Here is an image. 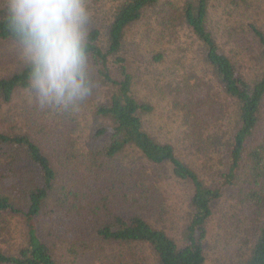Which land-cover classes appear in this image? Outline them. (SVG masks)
<instances>
[{
    "label": "trees",
    "instance_id": "obj_1",
    "mask_svg": "<svg viewBox=\"0 0 264 264\" xmlns=\"http://www.w3.org/2000/svg\"><path fill=\"white\" fill-rule=\"evenodd\" d=\"M86 4L97 87L41 108L33 66L10 65L22 44L0 0V264H206L209 247L264 264V0ZM130 31L144 74L125 59ZM222 200L233 233L219 222L212 238Z\"/></svg>",
    "mask_w": 264,
    "mask_h": 264
},
{
    "label": "clouds",
    "instance_id": "obj_2",
    "mask_svg": "<svg viewBox=\"0 0 264 264\" xmlns=\"http://www.w3.org/2000/svg\"><path fill=\"white\" fill-rule=\"evenodd\" d=\"M7 18L33 66L29 83L39 106L86 102L90 80L85 51L92 22L86 0H6Z\"/></svg>",
    "mask_w": 264,
    "mask_h": 264
},
{
    "label": "rangeland",
    "instance_id": "obj_3",
    "mask_svg": "<svg viewBox=\"0 0 264 264\" xmlns=\"http://www.w3.org/2000/svg\"><path fill=\"white\" fill-rule=\"evenodd\" d=\"M4 1H6V0H4ZM133 33L134 32L130 31L129 34L127 35V42H126V45H125L127 54L125 56V59H127V62L129 63L130 67H132V69L134 71L141 72L142 74H144V69L148 68V64H145L146 63V59H147V47L144 45V43L137 44L134 41ZM10 46L11 45L7 46L8 49L10 50V53H15L16 52L15 55H16V57H18L16 60H12V62L10 63V65H15V64L19 63L18 61L20 59H22L23 55H22V53L20 51L12 52L10 48H14V46H12V47H10ZM7 47H6L5 51L8 50ZM0 71H2V70H0ZM162 115H164V117L161 118L160 121L163 120V122L161 124L163 126V132H166L167 130L171 131L173 126H174V124L171 123L174 120L173 116L170 113H168L167 111H164ZM156 122L158 123L159 121H156ZM158 127H159L158 125H156L154 127L151 126L150 130H148V131H150L151 133H154L157 136H160L161 134L159 135V133H161V132L158 131ZM173 132H174V130H173ZM166 188L167 187H164V189H166ZM177 188H179V187H177ZM175 191L177 193L180 192V191H178L176 188H174L172 186L167 189V193H171V192H175ZM181 193H183V192H180V197H179L178 194L176 196L175 193L170 195V196L177 197V201L176 200H171V202H173V203L177 202V205L179 203H181V200H180L181 199ZM223 203H224V200L220 201L218 204L215 205L214 210H213V217H212V220L210 222V233H209L212 238L217 237L218 236L217 234H219L218 233V227H217V224L219 222H222L223 226H225V225L227 226L226 229H225V232L223 233L224 235H231L233 233V231H230L231 233H227L228 232V222H229V220H228V214H225L223 212V211H225V207H223ZM177 211H178V208H177ZM171 220L176 222V219L174 217H172ZM232 224H234L233 221H232ZM166 225L167 226H165V228L167 229V231L170 234H172L171 233V228H169V227H172L171 222L167 221ZM215 241L218 244V247H215V248L216 249L220 248V250H221L222 247L219 246V244H220L219 243V239H216ZM219 259L220 258L218 256V254L211 247H209L208 248V253H207V262H206V264H219ZM102 263H105V261L104 262H100V260L97 257H92V258L85 257L84 260H81V261H79L78 263H75V264H102Z\"/></svg>",
    "mask_w": 264,
    "mask_h": 264
}]
</instances>
